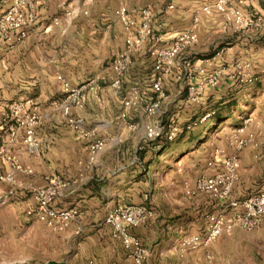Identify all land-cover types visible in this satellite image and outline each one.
Listing matches in <instances>:
<instances>
[{
    "label": "crops",
    "instance_id": "1",
    "mask_svg": "<svg viewBox=\"0 0 264 264\" xmlns=\"http://www.w3.org/2000/svg\"><path fill=\"white\" fill-rule=\"evenodd\" d=\"M75 1H72L74 5ZM96 1L92 0L93 3ZM215 1L138 0L135 4L138 10L134 9L132 0H117V4L123 3L135 18L144 7L150 10L153 29L165 43L162 45L168 46L178 32L191 26L196 10L203 5L212 6ZM10 2L0 1V16ZM64 2L66 0H45L44 7L39 10L37 22L40 26L35 30L45 28L54 34L56 28L52 26V20L57 10H64ZM228 3L238 8L257 7L264 15V0H228ZM117 4L110 6L112 10ZM100 6L105 7V2ZM196 32L198 43L184 49L181 56L192 55V59L212 57L224 41L235 42L229 49L250 55V45L243 44L239 40L241 37L225 26L221 14L213 8L210 14H200ZM107 34L103 37L107 38ZM36 36L29 34L13 48L0 42V118L7 116L11 102L29 100V108L38 119L35 148L23 143L24 130L19 131L13 141L6 127L0 132V143L9 142V151L24 167L32 170L31 174L17 173V185L0 181V261L3 264H134L111 226L105 223L109 209L126 203L146 204L154 212L146 223L131 229L148 250L143 264H264V222L250 232L235 228L223 233L206 248L184 255L177 251L183 236L202 234L207 215L221 208L210 194L186 195L183 183L192 182L199 176H211L222 169V155L214 152L216 146L210 150L212 160L207 161L205 171H201L202 159L188 160L194 141L203 138L207 126L216 121V113H220V107L228 99L221 98L218 90L229 88L232 91L231 83L205 90L200 103L216 93L209 104L215 114L206 125L183 130L173 141L162 136L147 139L149 126L167 129L177 124L185 127L202 115L187 100L182 84L172 82V77L167 75L163 80L166 100L155 116L145 113V105L154 98L151 61L143 55L147 50L136 54L133 61L136 80L122 81L118 92L112 89L111 80L97 82V88L85 93L82 107L72 108L66 114L61 105L57 106L62 94L53 68H44L40 59L31 58L28 65L26 59L25 66L18 59L20 55L37 53L36 49L30 48L37 45ZM226 51L213 56L214 68L228 66L233 55ZM207 68L202 65L199 72L203 74ZM131 87L135 94L129 92ZM236 97L234 94L227 101ZM257 109L256 106L254 112ZM255 120H260L258 115ZM74 121L79 122V129L72 128ZM260 122V125L250 127L259 142L264 139V126ZM82 132L88 135L83 136ZM196 136L195 140L191 138ZM91 137L105 143L93 160L89 159L88 153ZM203 144L200 142L199 148ZM236 155L238 179L230 197L239 200L251 194H264V148L248 145ZM179 163L180 167L177 166ZM8 170L7 162L0 159V175ZM55 177L71 185L52 202V206L72 208L79 213L62 232L50 231L25 213L34 206L31 187L46 186ZM240 183L244 184L242 192L237 187ZM144 195H148L146 202ZM255 247L258 250L255 251Z\"/></svg>",
    "mask_w": 264,
    "mask_h": 264
},
{
    "label": "built area",
    "instance_id": "2",
    "mask_svg": "<svg viewBox=\"0 0 264 264\" xmlns=\"http://www.w3.org/2000/svg\"><path fill=\"white\" fill-rule=\"evenodd\" d=\"M228 0H216L212 6L203 5L195 11L191 26L183 32H178L174 37L173 45L167 50L157 53L154 69L158 71L152 88L154 98L146 104L145 112L148 116L155 115L163 101L167 98V92L163 85V79L160 72L164 67H169L173 58L178 54L181 48L198 43L196 26L200 14H210L212 8L222 15L224 22H234L238 29L250 26L252 21L248 16L243 15L239 11H234L227 5ZM45 0H12L7 10L0 16V41H5L10 45H15L27 35V29L34 24L37 19V9L43 7ZM172 8V6H168ZM115 15L125 27L131 30L136 23L133 17L127 11V8L120 6L115 10ZM139 32L137 36L127 39L128 49L137 46L146 31H149L151 13L148 10L140 12ZM221 52H216L219 55ZM152 55L156 53L151 51ZM128 55L121 54L114 61L116 71L123 69L127 62ZM198 61V60H197ZM202 62V61H199ZM209 60H206L205 63ZM185 66L190 73L196 70L197 63L191 59L185 60ZM210 66V65H209ZM247 68L242 65V70ZM166 71V70H165ZM211 73L203 80L186 88L187 100L190 103H199V100L207 88L217 86L219 82V74L216 70H210ZM190 73H186L190 75ZM62 83V89L66 94L69 102H75L83 99L87 85L71 86L68 82L58 77ZM113 88L121 87L119 80H115L112 84ZM121 89V88H120ZM78 101V102H79ZM81 102V101H80ZM81 104V103H80ZM11 107V106H10ZM12 111L8 112L6 117L0 118V132L8 129L11 141L14 140L18 129L24 130L23 143L29 148H35L38 144L35 136V126L38 119L33 115H27L23 112L22 105H12ZM67 112V109L65 108ZM214 110H208L198 118L192 120L185 127L172 124L167 129L162 126H149L146 129V138L154 139L158 136L164 137L167 141L175 140L183 130H191L192 128L207 123L214 115ZM10 121H13L11 123ZM74 129H79V124H71ZM246 126L236 129L234 134L227 139V145L235 153L248 145L258 146L260 143L255 140L253 133L245 131ZM83 136L88 133L82 132ZM104 141L91 137L88 144L89 159L93 160L104 148ZM219 152V150H217ZM0 159H4L9 170L0 175V181L18 184L16 179L17 173L31 174L32 170L24 167L19 158L9 151L8 146L0 143ZM223 169L211 176H199L192 182L185 181L183 190L186 195L191 196L194 193L202 192L210 194L217 202H219L220 210L207 215V223L205 230L200 235L183 236L179 242L177 251L180 255H184L189 251L199 248H206L215 241L221 234L232 231L235 228L250 232L258 225L264 222V194H251L243 199H232L230 192L237 178L239 168L238 159L235 154L225 156L223 160ZM71 183L55 177L49 181L46 186L31 187V194L34 200V206L26 210V215L34 217L37 221L43 223L52 232H62L68 224L77 218L78 211L72 208L56 209L52 206V202L68 189ZM144 201L148 199V195H144ZM153 211L146 204L133 205L120 203L108 210L105 223L111 226L115 237L127 249L128 256L133 260L134 264H143L148 250L141 243L140 239L131 232V229L139 227L146 223L152 216ZM0 264H3L0 261Z\"/></svg>",
    "mask_w": 264,
    "mask_h": 264
},
{
    "label": "rangeland",
    "instance_id": "3",
    "mask_svg": "<svg viewBox=\"0 0 264 264\" xmlns=\"http://www.w3.org/2000/svg\"><path fill=\"white\" fill-rule=\"evenodd\" d=\"M10 1L12 2V0ZM72 1L73 0H66V2H64V10L60 9L56 11L54 15L55 18L52 20V26L56 28L54 34H50L51 32L45 31V28L41 29L40 31L35 30L37 26H40V22L37 21L39 18V10L43 8V6L37 9V19L34 24H32L27 29V35L25 36V38L16 43H21L29 34L35 33L38 35L36 36V38L38 39L37 45L33 44L32 46H30V48L36 49L37 53L32 52L31 55H20L18 59L20 60L21 65L24 66L26 63V59L27 65L31 58H35L36 60L40 59L44 68H53V70L55 71V80L59 83L60 91L62 94V97L60 96L61 101H58L59 104H57V106L61 105L60 108L64 113H69L72 108H81L83 105V99H80L81 102L79 100L73 103L69 102L66 94L62 89V83L58 79V77L65 80L74 87L86 84L87 89L85 90V93L88 91H93L95 88H97V82L103 83L107 80H111L110 85L112 87L113 82L118 79L122 87V81L126 82L136 80L134 78L136 77L135 70L132 66L133 61H135L136 54H140L142 51L147 50L143 53V55L145 57L147 56L151 61L154 82L157 74L159 73L154 69L156 59L158 58L157 53L170 48L173 45L174 38L170 45H162L165 43L162 42L160 36L156 33L155 29H153L152 15L150 18L149 31L142 33V35L144 36L137 46L128 49L126 43L127 39H131L132 37L139 35V27L142 25L140 23V16L138 18H135L130 14L136 23L131 30H126L115 15V10L120 6L126 7L123 3H118V5L117 0H97L94 3L92 2V0H77L75 1L76 4L74 5ZM104 2L105 7L100 6ZM132 2L134 4V9L138 10L135 7V4H137L138 0H132ZM112 4H117V8H114L112 10V7H110ZM227 6L234 11L243 13V15L248 16L252 21L251 25L244 27V29H238L237 25L234 22H224L225 26L229 27L233 31L234 35H239L241 37L239 40L243 44L250 45L251 48L250 50H248L250 53L249 56H246L248 55L247 52H244V54H242L241 52H239V50L229 49L234 46L233 43L235 42L224 41V43L219 46L217 52L222 53L229 49V51L226 52H229V55L233 56H231V60L228 63V66H225L222 69H217L212 66V58L219 56L221 53L219 55H216L215 53V55H213L214 57L208 56L198 59L190 58L192 55L190 56L189 54V57H184L183 55L181 56V52H183L184 49L196 45L193 44L181 48L178 54L171 61L170 66L164 67V69L160 72L163 80L166 75L171 76V81H175L179 84L181 83L184 92H186L187 86L194 85L195 83L203 81L211 73L210 70H216L219 74V82L217 83V86H219L221 83L223 85L225 83H231L232 87V91H229V88H220L218 90V95H220L221 98L227 97L228 99L234 94L237 96L235 99L230 101H227L228 99L224 100L225 103L222 104L219 109V117L211 126H207L208 130L201 140L196 142L195 139L198 136H196L195 138L191 137L195 140V146L194 148H192V153L189 156L190 159L188 160V162L191 160L196 161L198 159H202V172L206 170L207 161L212 160L210 150L213 146H216L214 148V152L222 155L223 163L225 156H229L231 154L236 155L239 152L238 151L235 153L227 145V139L232 136V134H234L236 129L240 128L241 126H246L245 131L252 133L250 130L251 125H260L259 121H261V125L264 126V15H261L260 10L257 7L254 8L253 6H250L251 8H238L229 5V3ZM142 10L148 9L144 7L139 11V15ZM262 10L264 9L262 8ZM148 11L151 13L150 10ZM106 32L110 34H107ZM103 34H107V38H104ZM174 37H176V35ZM0 42L6 43L10 48H13L16 45H10L5 41ZM227 42L231 43L227 44ZM243 48L245 49L246 47ZM151 51L155 52L156 54L152 55ZM124 53L128 55L127 62L126 64H124L123 69L116 71V69L114 68V61L117 57ZM186 58L191 59L194 63H197V65H195L197 69L193 70L191 73L184 63ZM18 59L16 58V61H19ZM206 60H209L210 64H208V62L205 63ZM202 65L208 67L206 71L203 72V74L199 72ZM242 65H246L247 68L242 70ZM180 71L181 74H179ZM186 73H190V75L186 76ZM120 88L116 89L112 87L115 92L120 91ZM133 88L134 87H131L129 92L135 94L136 91L135 89L133 90ZM214 94L212 93L211 95H209L208 99H206V102L201 101L202 103H200V100L202 98L201 96L199 103H192L194 109L196 108V110L202 112V114L206 113L208 110H211L209 104L211 102L210 100H212L211 97ZM254 96H258V98L255 99ZM12 105H22L24 114H30L33 116L35 115L34 110L31 111L29 108V100L23 102H11L8 105L7 112L12 111ZM256 106L258 109L254 112V110H256ZM65 108L67 109V112L65 111ZM256 115L259 116V121L255 120ZM10 122L13 123V121ZM71 124H79V122L74 121ZM202 125H206V123L201 124V126ZM19 131H23V129L20 128L17 130L15 139L17 138V134ZM200 142H204V144L199 148ZM257 142L260 143V145L254 147L261 146L262 148H264V139L261 142ZM7 143L3 144L8 146ZM186 145L188 144L186 143ZM217 150H219V152H217ZM227 150H229L230 153H228L229 151ZM177 166L180 167L181 164L179 163ZM237 179L238 172L236 181ZM237 187L240 192L244 191V184L240 183ZM257 240L258 239H256L255 241ZM254 249L255 251L258 250V248L256 247Z\"/></svg>",
    "mask_w": 264,
    "mask_h": 264
},
{
    "label": "trees",
    "instance_id": "4",
    "mask_svg": "<svg viewBox=\"0 0 264 264\" xmlns=\"http://www.w3.org/2000/svg\"><path fill=\"white\" fill-rule=\"evenodd\" d=\"M214 114H215V113H214ZM218 117H219V113H218V114L216 113V120H217Z\"/></svg>",
    "mask_w": 264,
    "mask_h": 264
}]
</instances>
